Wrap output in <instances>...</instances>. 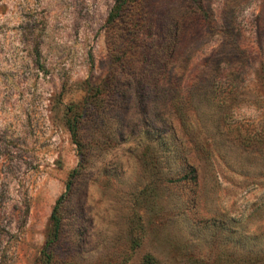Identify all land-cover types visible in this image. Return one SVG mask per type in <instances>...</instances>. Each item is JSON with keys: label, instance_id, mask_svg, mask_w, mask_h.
Segmentation results:
<instances>
[{"label": "rangeland", "instance_id": "1", "mask_svg": "<svg viewBox=\"0 0 264 264\" xmlns=\"http://www.w3.org/2000/svg\"><path fill=\"white\" fill-rule=\"evenodd\" d=\"M113 3L0 0V264H264V0Z\"/></svg>", "mask_w": 264, "mask_h": 264}, {"label": "trees", "instance_id": "2", "mask_svg": "<svg viewBox=\"0 0 264 264\" xmlns=\"http://www.w3.org/2000/svg\"><path fill=\"white\" fill-rule=\"evenodd\" d=\"M140 1L142 0H114L113 6L111 7L105 21V26L107 28V31L109 32L113 31L119 25L120 22L124 21L125 19H128L130 15H133V8H134V14L136 10L137 12H139L138 5ZM135 25H133L134 26L133 28H135ZM77 122L78 121L76 119H73L71 121H68L67 123L68 130L71 136L75 140L78 135ZM76 174L77 171L75 170L72 172L71 177L76 176ZM71 189H72V180H69L66 183L65 192L58 197L53 207L51 213V231L43 250L42 264H53L52 248L60 239L61 227H62L61 218L59 215V208L62 202L64 201L65 197L71 191ZM142 264H158V263L153 256L146 255L143 259Z\"/></svg>", "mask_w": 264, "mask_h": 264}]
</instances>
